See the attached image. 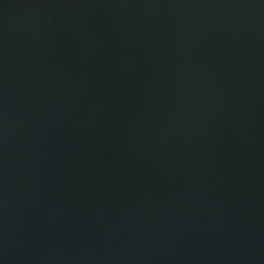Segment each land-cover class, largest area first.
I'll use <instances>...</instances> for the list:
<instances>
[{"label": "water", "instance_id": "95a60500", "mask_svg": "<svg viewBox=\"0 0 264 264\" xmlns=\"http://www.w3.org/2000/svg\"><path fill=\"white\" fill-rule=\"evenodd\" d=\"M0 264H264V0H0Z\"/></svg>", "mask_w": 264, "mask_h": 264}]
</instances>
